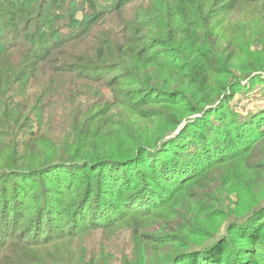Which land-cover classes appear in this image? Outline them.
I'll use <instances>...</instances> for the list:
<instances>
[{"label":"trees","instance_id":"trees-1","mask_svg":"<svg viewBox=\"0 0 264 264\" xmlns=\"http://www.w3.org/2000/svg\"><path fill=\"white\" fill-rule=\"evenodd\" d=\"M231 236L264 264V0H0V264H224Z\"/></svg>","mask_w":264,"mask_h":264},{"label":"rangeland","instance_id":"rangeland-1","mask_svg":"<svg viewBox=\"0 0 264 264\" xmlns=\"http://www.w3.org/2000/svg\"><path fill=\"white\" fill-rule=\"evenodd\" d=\"M77 18L79 19L80 16H77ZM210 18H212L211 22L214 23L215 22V14L212 13V16ZM87 20L89 21L88 18H87ZM82 93H83V91H82ZM260 94H261L260 90L257 89L252 94H248V95L240 94V95H237V97L235 98L234 104L237 107H239L241 105L242 106V110L255 109V108L261 107V106H263V102H262L263 100H262V97H261ZM97 103H98V101H97ZM31 205H32V203L29 204V206H31ZM28 220H29V212H28L27 219L22 222L20 232L26 228V226L28 225ZM232 238L233 237L231 236L230 237V241L228 243V246L226 248L224 264H235L233 262V260H232L233 258H232V255H230V252L231 251H234V252L236 251L237 252L239 249L244 248V246H245V244H244V242H242V240H237V239H232ZM126 239H127V236L125 234H122L120 236V240H122L123 242H126L127 241ZM66 251L67 250H64V252H66ZM70 251H71L72 254L80 253V250H77L75 248L71 249ZM241 255H242V253H241ZM78 257H80V255ZM84 260H86V258H84ZM114 264H120V263H114Z\"/></svg>","mask_w":264,"mask_h":264}]
</instances>
